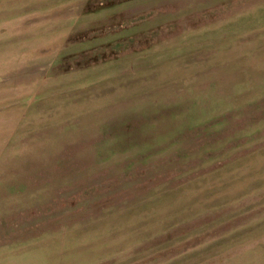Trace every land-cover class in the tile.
Segmentation results:
<instances>
[{"label": "rangeland", "instance_id": "1", "mask_svg": "<svg viewBox=\"0 0 264 264\" xmlns=\"http://www.w3.org/2000/svg\"><path fill=\"white\" fill-rule=\"evenodd\" d=\"M0 264H264V0H0Z\"/></svg>", "mask_w": 264, "mask_h": 264}]
</instances>
